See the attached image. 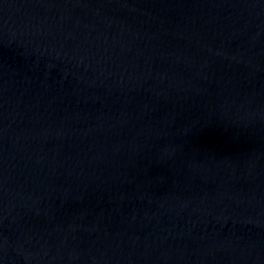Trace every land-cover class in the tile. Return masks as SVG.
Instances as JSON below:
<instances>
[{
    "label": "water",
    "instance_id": "water-1",
    "mask_svg": "<svg viewBox=\"0 0 264 264\" xmlns=\"http://www.w3.org/2000/svg\"><path fill=\"white\" fill-rule=\"evenodd\" d=\"M0 264H264V0H0Z\"/></svg>",
    "mask_w": 264,
    "mask_h": 264
}]
</instances>
